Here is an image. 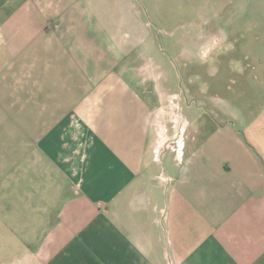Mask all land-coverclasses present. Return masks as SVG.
Masks as SVG:
<instances>
[{
    "label": "crops",
    "instance_id": "crops-1",
    "mask_svg": "<svg viewBox=\"0 0 264 264\" xmlns=\"http://www.w3.org/2000/svg\"><path fill=\"white\" fill-rule=\"evenodd\" d=\"M144 1L0 0V264H264V0H179L168 78Z\"/></svg>",
    "mask_w": 264,
    "mask_h": 264
},
{
    "label": "rangeland",
    "instance_id": "rangeland-1",
    "mask_svg": "<svg viewBox=\"0 0 264 264\" xmlns=\"http://www.w3.org/2000/svg\"><path fill=\"white\" fill-rule=\"evenodd\" d=\"M142 5L143 6H140V7L147 9V11L149 12L150 21L154 28V38L156 39L158 44L164 45V47L162 45H161L162 47L159 45L160 52L163 55L162 57H164L165 59H169L173 67V70L171 68V72H169V70L168 71L163 70V72L165 71L164 78L166 76L167 78L174 77L175 73L176 75L178 74V70L182 71V69H180V67L182 66L181 59L178 56L179 54L178 42H179V37H180L179 0H149L147 2L144 1ZM167 45H169V47ZM178 80H179V77H178ZM173 81L174 80H172L171 86H170V90L172 91V93L168 97V101H169L168 104L170 106H173L170 104V100L173 98L172 96L174 95H178L179 103L180 101L182 102L185 101L187 103L192 101L191 100L192 98H189L187 96L185 89L186 88L194 89L193 83H191V86L189 87L187 82L180 83V82H173ZM201 84H205V82ZM181 85L183 87L182 89L183 91L179 93V89ZM201 100L202 102H204L203 105L206 107L207 106L211 107V105H215L218 101L217 99L210 98V97H208L207 99H201Z\"/></svg>",
    "mask_w": 264,
    "mask_h": 264
},
{
    "label": "built area",
    "instance_id": "built-area-1",
    "mask_svg": "<svg viewBox=\"0 0 264 264\" xmlns=\"http://www.w3.org/2000/svg\"><path fill=\"white\" fill-rule=\"evenodd\" d=\"M173 98L170 100V104L173 105L171 106L173 109V115L172 117L176 118V116H178L181 113V105L179 103V98L178 95H174L172 96Z\"/></svg>",
    "mask_w": 264,
    "mask_h": 264
},
{
    "label": "clouds",
    "instance_id": "clouds-1",
    "mask_svg": "<svg viewBox=\"0 0 264 264\" xmlns=\"http://www.w3.org/2000/svg\"><path fill=\"white\" fill-rule=\"evenodd\" d=\"M215 43H216V41L213 40V41L208 42L205 45V48L202 51V59H206L207 58L209 52L212 50V47H214Z\"/></svg>",
    "mask_w": 264,
    "mask_h": 264
}]
</instances>
